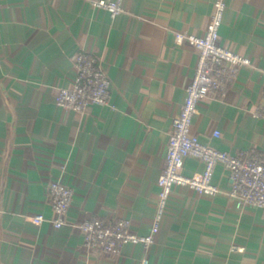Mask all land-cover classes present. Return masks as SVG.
Instances as JSON below:
<instances>
[{"label":"crops","instance_id":"0c3cea01","mask_svg":"<svg viewBox=\"0 0 264 264\" xmlns=\"http://www.w3.org/2000/svg\"><path fill=\"white\" fill-rule=\"evenodd\" d=\"M215 0H123L115 18L92 0H0V264H264V208L236 206L218 164L201 193L173 186L148 250H90L78 222L127 217L134 232L153 221L158 178L173 120L193 78L198 50L175 33L202 34ZM219 43L251 58L221 96L197 104L192 133L217 149L264 155V0H224ZM79 50L95 54L111 82L109 103L63 108ZM220 136L215 137L213 130ZM203 162L187 156L180 171ZM74 189L66 224L51 217L48 186Z\"/></svg>","mask_w":264,"mask_h":264},{"label":"built area","instance_id":"2783aa9c","mask_svg":"<svg viewBox=\"0 0 264 264\" xmlns=\"http://www.w3.org/2000/svg\"><path fill=\"white\" fill-rule=\"evenodd\" d=\"M94 6L106 9L115 18L122 10L123 0H92ZM226 2L215 0L210 20L202 34L175 33L177 43L188 42L198 50V61L193 78L186 86V96L179 114L173 120L165 152V166L158 178V199L153 221L145 233L134 232L127 217L113 220L91 216L78 222L83 244L90 250L118 254L124 242L139 244L148 250L154 243L161 221L166 212L167 201L175 185L189 186L201 193L217 194L221 189L213 183L216 166L222 164L229 173L231 188L227 192L238 208L246 205L264 208V155L257 150L233 154L203 143L192 133L193 117L197 104L207 96H221L235 82L242 67L251 64V58L231 50L219 43L220 28L224 19ZM75 66L73 80L69 86L57 90L56 102L63 108L76 111L87 110L92 105L109 103L111 82L97 56L89 51L79 50L72 56ZM252 115L264 119V106H259ZM220 136L218 129L213 130ZM187 156H194L203 162V168L191 175L180 171ZM51 217L43 213L34 214L31 219L40 224L50 221L54 227L66 224L74 189L62 180H55L48 186ZM147 257L142 264H148Z\"/></svg>","mask_w":264,"mask_h":264}]
</instances>
